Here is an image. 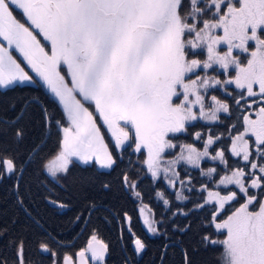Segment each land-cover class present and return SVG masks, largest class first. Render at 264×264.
<instances>
[{"label": "snow or ice", "instance_id": "obj_1", "mask_svg": "<svg viewBox=\"0 0 264 264\" xmlns=\"http://www.w3.org/2000/svg\"><path fill=\"white\" fill-rule=\"evenodd\" d=\"M0 189V264H107L41 205L123 213L121 264H264V0H0Z\"/></svg>", "mask_w": 264, "mask_h": 264}, {"label": "trees", "instance_id": "obj_2", "mask_svg": "<svg viewBox=\"0 0 264 264\" xmlns=\"http://www.w3.org/2000/svg\"><path fill=\"white\" fill-rule=\"evenodd\" d=\"M19 16L20 14L17 13ZM43 91V90H41ZM196 126L191 128L190 131L199 130L201 125L204 122H195ZM207 127H213V125H208ZM207 127L204 129L207 130ZM191 136L188 137V140H191ZM55 146V137L49 143V147ZM178 150V149H177ZM238 158L230 157L231 160H237ZM210 166L209 163H205L204 167ZM186 167V166H182ZM182 170V168H181ZM189 171H193L189 169ZM201 180L203 178H200ZM143 187L145 188L144 194V203L149 204L153 211L158 212V202L154 199H150L152 193L147 191V181H145ZM212 187V185H210ZM3 194V190L0 189V195ZM119 206L128 212L132 217L131 227L132 230L139 236L147 238L145 229L142 226V221L139 218L137 211V202L131 199L120 200ZM46 212L47 217H49V227L50 231L57 236V239L63 242L65 247H59L54 244L53 247L57 249L59 257L62 259L63 255L73 254L83 246L86 245L87 240L90 237L92 229H99V237L106 243L110 245V255L107 257V264H121L122 257L124 253L122 252V244L119 242V236L121 230H123V235L125 239L131 240V237L127 231L128 223L123 221V213L109 223H105L98 216H93L91 222H88L87 217L84 220H81L76 223H69V219L74 216V211H66L63 214L55 212L50 208H45L44 205H41ZM17 210L13 207L11 200L7 202H0V213H2V219L7 221ZM222 238V237H221ZM150 247L143 254V257H137V264H149L152 254L155 252L157 245L160 243L159 240L155 238H148ZM222 251V249H221ZM33 259H38L33 256ZM43 264H50L49 259H45Z\"/></svg>", "mask_w": 264, "mask_h": 264}, {"label": "rangeland", "instance_id": "obj_3", "mask_svg": "<svg viewBox=\"0 0 264 264\" xmlns=\"http://www.w3.org/2000/svg\"><path fill=\"white\" fill-rule=\"evenodd\" d=\"M17 56H18V54H17ZM22 59V58H21ZM246 62V61H245ZM25 66V69L27 70V71H30V69H28L27 68V66L26 65H24ZM93 111H94V109H92ZM100 123H102V122H100L99 120H98V124H100ZM103 130V129H102ZM178 151V150H177Z\"/></svg>", "mask_w": 264, "mask_h": 264}]
</instances>
